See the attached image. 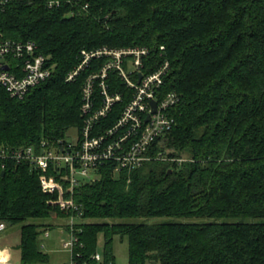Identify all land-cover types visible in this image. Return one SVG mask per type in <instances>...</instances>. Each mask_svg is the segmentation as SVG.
<instances>
[{"label": "trees", "instance_id": "trees-1", "mask_svg": "<svg viewBox=\"0 0 264 264\" xmlns=\"http://www.w3.org/2000/svg\"><path fill=\"white\" fill-rule=\"evenodd\" d=\"M0 32L35 43L53 66L23 99L0 85V145H54L79 134L85 75L66 77L83 50L164 46L165 87L180 98L174 127L152 150L169 160L120 172L104 164L66 196L77 212L42 190V175L61 174L53 167L0 166V221L22 224L21 264L51 263L41 236L55 226L74 235L75 264H116L117 237L129 264H264V0H0ZM72 217L80 220L73 226ZM48 219L54 224L38 222Z\"/></svg>", "mask_w": 264, "mask_h": 264}, {"label": "built area", "instance_id": "built-area-1", "mask_svg": "<svg viewBox=\"0 0 264 264\" xmlns=\"http://www.w3.org/2000/svg\"><path fill=\"white\" fill-rule=\"evenodd\" d=\"M54 4L59 3L52 1L50 6ZM165 56L164 46L156 53L149 47L83 50L78 66L66 77L68 82H74L88 73L82 86L84 124L76 141L64 139L54 145L42 142L39 147L0 145L1 168L5 169L7 162L28 163L44 172L53 167L61 174L55 176L56 180L42 175V190L48 194L58 192L55 204L77 212L79 207L73 198L66 196H72L76 186L95 178L96 170L104 164L120 172L155 160H168L152 151L172 129L173 110L180 103L178 94L165 87L170 72ZM47 63V58L37 54L35 43L6 40L0 32V85L12 97L23 99L32 88L48 80L53 67ZM111 74H116L124 89L112 84ZM152 102L156 103V110ZM114 115L113 123H104ZM74 222L72 217L70 224L73 226ZM6 230V223L0 221V233ZM75 243L73 234L64 243L71 259ZM95 259L101 261L102 255L97 253ZM66 264L75 263L72 259Z\"/></svg>", "mask_w": 264, "mask_h": 264}, {"label": "rangeland", "instance_id": "rangeland-1", "mask_svg": "<svg viewBox=\"0 0 264 264\" xmlns=\"http://www.w3.org/2000/svg\"><path fill=\"white\" fill-rule=\"evenodd\" d=\"M16 42H19V41H16ZM136 47H145V46H134L133 48H136ZM123 48H128V47H123ZM88 52H91V51H88ZM10 63H12V62H10ZM84 75L83 76L85 78L88 75V73H85ZM174 125H175V123H174ZM174 125H173V127H174ZM67 139L71 140V141H76V139H77L76 132L75 131H71L69 133V136L67 137ZM60 220H64V219H60ZM75 221L79 222L80 220L79 219H75ZM198 221L209 222V220H207V219H205V220H197V219H193V218H154V219L140 218V219L134 220V222H136V223H149V224H155V223H161V222H189L190 223V222H198ZM38 222L39 223H52V224H54L55 220L54 219L53 220L48 219V220H45V221L41 220V221H38ZM63 222L66 223L67 220L66 221L64 220ZM21 227H22V224H18V225H15V226L7 227L6 231H4L3 233H0V247L1 248L8 247V248L12 249L13 258L10 261L9 264H21L20 248H19ZM58 228H59L58 226H55L54 228H51V229L47 230L48 233H51V235H52L51 240L54 243L52 241H50L49 243H48V241H46L47 242L46 243L47 247L44 248L45 251H49L50 249H60V250L63 249V244L60 242L61 238H59V236H57ZM64 236H65L64 238L67 241H69L71 239V235L68 232H65ZM44 238H45V235L43 233L42 236H41V240L44 239ZM54 238H56V242H55ZM51 243L54 244V246ZM103 244H104V239H103V237L101 235L100 238H99V250L100 251H102V249H103ZM114 246H115V256H116V261L115 262H116V264H129V253H128L127 242L126 241H121V239L117 237L115 239V241H114ZM58 254L60 255V260L66 259V257L68 256V252L66 250H64L63 252L62 251H58L56 254H52V261H51L50 264H60V261L58 259H53ZM0 264H2V263H0Z\"/></svg>", "mask_w": 264, "mask_h": 264}, {"label": "crops", "instance_id": "crops-1", "mask_svg": "<svg viewBox=\"0 0 264 264\" xmlns=\"http://www.w3.org/2000/svg\"><path fill=\"white\" fill-rule=\"evenodd\" d=\"M66 232V230L65 229H63V228H58V234H57V236H59V238H61V240H60V242L63 244V243H65L67 240L64 238L65 236H64V234H65V232ZM51 238H52V235H51V233L49 234V236L48 237H46L45 236V239H44V241H43V243H44V248H46L47 247V242L46 241H48V243L50 242V241H52L51 240ZM54 240H55V242H56V238H54ZM53 242V241H52ZM54 243V242H53ZM52 244V243H51ZM53 246H54V244H52ZM6 250V251H5ZM65 249H50L49 251H46V252H48L50 255H52V254H56L58 251H64ZM4 252H6V254H7V257L4 259V258H1V254L2 253H4ZM64 254V253H63ZM69 254V253H68ZM12 258H13V254H12V249L11 248H8V247H4V248H1L0 247V263H2V262H4V261H6L5 263H2V264H9L10 263V261L12 260ZM53 259H58L59 261H60V264H65L67 261H69V259H70V256L68 255L67 257H66V259H63V260H60V255L58 254L56 257H54Z\"/></svg>", "mask_w": 264, "mask_h": 264}, {"label": "bare ground", "instance_id": "bare-ground-1", "mask_svg": "<svg viewBox=\"0 0 264 264\" xmlns=\"http://www.w3.org/2000/svg\"><path fill=\"white\" fill-rule=\"evenodd\" d=\"M5 251H6V250H5ZM1 255H2L1 258H4V259H5V258L7 257L6 252L2 253Z\"/></svg>", "mask_w": 264, "mask_h": 264}, {"label": "water", "instance_id": "water-1", "mask_svg": "<svg viewBox=\"0 0 264 264\" xmlns=\"http://www.w3.org/2000/svg\"><path fill=\"white\" fill-rule=\"evenodd\" d=\"M152 105L154 107V110H156V103L155 102H152Z\"/></svg>", "mask_w": 264, "mask_h": 264}]
</instances>
